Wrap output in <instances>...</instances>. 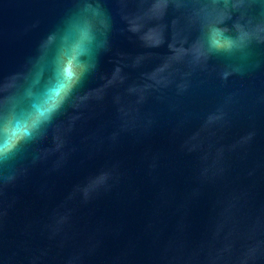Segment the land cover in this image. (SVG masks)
I'll list each match as a JSON object with an SVG mask.
<instances>
[{"label": "water", "instance_id": "water-1", "mask_svg": "<svg viewBox=\"0 0 264 264\" xmlns=\"http://www.w3.org/2000/svg\"><path fill=\"white\" fill-rule=\"evenodd\" d=\"M77 45L0 151V264H264V0H0V144Z\"/></svg>", "mask_w": 264, "mask_h": 264}, {"label": "clouds", "instance_id": "clouds-1", "mask_svg": "<svg viewBox=\"0 0 264 264\" xmlns=\"http://www.w3.org/2000/svg\"><path fill=\"white\" fill-rule=\"evenodd\" d=\"M83 56H88L93 67H96L97 59L90 55L88 50L77 45L63 61L55 80L46 84L34 100L31 120L17 121L15 125L6 129L5 140L3 144H0V151L10 150L20 139L31 136L32 131L42 123L51 122L53 116L66 104L73 90L83 81L88 71L87 62L81 59Z\"/></svg>", "mask_w": 264, "mask_h": 264}]
</instances>
